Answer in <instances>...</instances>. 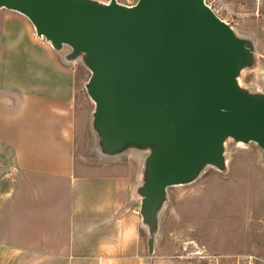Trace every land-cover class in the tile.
Masks as SVG:
<instances>
[{
    "label": "water",
    "instance_id": "1",
    "mask_svg": "<svg viewBox=\"0 0 264 264\" xmlns=\"http://www.w3.org/2000/svg\"><path fill=\"white\" fill-rule=\"evenodd\" d=\"M0 8L25 16L56 51L70 48L69 60L84 55L105 154L152 149L139 212L151 254L169 188L208 166L225 170L227 139L264 150V95L238 82L254 45L205 0H0Z\"/></svg>",
    "mask_w": 264,
    "mask_h": 264
},
{
    "label": "crops",
    "instance_id": "2",
    "mask_svg": "<svg viewBox=\"0 0 264 264\" xmlns=\"http://www.w3.org/2000/svg\"><path fill=\"white\" fill-rule=\"evenodd\" d=\"M66 58L0 8V264L148 263L127 223L145 174L130 197L124 168L78 173L77 74Z\"/></svg>",
    "mask_w": 264,
    "mask_h": 264
},
{
    "label": "rangeland",
    "instance_id": "3",
    "mask_svg": "<svg viewBox=\"0 0 264 264\" xmlns=\"http://www.w3.org/2000/svg\"><path fill=\"white\" fill-rule=\"evenodd\" d=\"M138 1L117 0L129 7ZM205 2L239 38L253 43V59L242 70L238 82L249 93L264 95V0ZM57 52L68 59L71 49L64 47ZM84 59V55L75 61L68 59L78 76L75 157L78 173L104 174L124 168V182L132 197L141 184L152 149L127 148L116 155L103 152L101 136L94 129L95 104L86 90L91 71ZM224 146L225 170L208 166L192 183L168 189L167 199L158 212L152 254L148 225L144 224L140 211L134 213L136 202L130 198L133 217L130 215L127 223L137 226L142 255L148 258L144 264L149 261L150 264H214L217 259L221 264H232L246 257H253L255 264H264V150L255 143L232 139H227ZM137 205L140 206L139 201Z\"/></svg>",
    "mask_w": 264,
    "mask_h": 264
},
{
    "label": "built area",
    "instance_id": "4",
    "mask_svg": "<svg viewBox=\"0 0 264 264\" xmlns=\"http://www.w3.org/2000/svg\"><path fill=\"white\" fill-rule=\"evenodd\" d=\"M117 1V0H116ZM214 264H221L219 259L216 260ZM232 264H255L253 257H246L244 259H237Z\"/></svg>",
    "mask_w": 264,
    "mask_h": 264
},
{
    "label": "trees",
    "instance_id": "5",
    "mask_svg": "<svg viewBox=\"0 0 264 264\" xmlns=\"http://www.w3.org/2000/svg\"><path fill=\"white\" fill-rule=\"evenodd\" d=\"M77 81H78V76L76 75V85H77Z\"/></svg>",
    "mask_w": 264,
    "mask_h": 264
}]
</instances>
